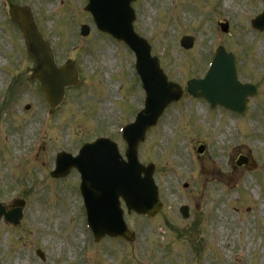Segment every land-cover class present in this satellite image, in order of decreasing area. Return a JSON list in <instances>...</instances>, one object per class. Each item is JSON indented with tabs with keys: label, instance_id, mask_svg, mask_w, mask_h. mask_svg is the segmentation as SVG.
I'll list each match as a JSON object with an SVG mask.
<instances>
[{
	"label": "rangeland",
	"instance_id": "374dc122",
	"mask_svg": "<svg viewBox=\"0 0 264 264\" xmlns=\"http://www.w3.org/2000/svg\"><path fill=\"white\" fill-rule=\"evenodd\" d=\"M27 1L32 3L41 29L51 39L58 63L72 58L79 68L82 82L79 87L67 90L64 101L53 111L51 122L57 128L54 141L49 138L52 131L41 126L45 110L44 94L36 81L29 80L22 73L29 61L18 59L24 63L19 70L21 76L12 85L6 106L2 108L3 103H0V138L2 129H9V143L6 141L7 144L3 145L0 141V199L11 203L16 196H20L26 200V206L19 225H9L3 218L0 219V264H264V215L261 218L262 212L254 210L256 202L250 196L256 185L260 187L258 193L264 196V159L256 166L235 168L230 185L217 180L216 170H208V174H212L208 175L211 179L204 180L199 171L201 161L220 158L226 165L239 153L227 157L229 144H234L229 135L234 134L236 142L241 137L243 140L247 138L243 133L238 137L240 129L236 123L229 120L226 124L231 115L226 114L228 118H224V123L221 112L217 110V113L211 114L202 100L192 102L186 99L172 105L140 146L142 161L155 164L154 178L164 203L162 213L153 219L135 213L126 214L128 224L136 230V242L105 238L94 244L93 235L84 222L80 194L76 196L78 174H72L70 179L73 181L52 182L46 171L53 168L51 155L54 142L55 148L59 145L67 151L73 150L83 140L96 134L110 130L117 135L119 121L116 117L123 116L124 121H128L131 110L140 105L141 96V91L135 89L136 78L129 71L134 55L123 41L98 31L90 15L80 13L79 6L86 0H65L58 17L52 19L53 23L49 21L53 13L49 12L61 0L20 2ZM2 3L4 1H0V101L4 98L9 79L3 69L14 60L20 47L19 38L20 42L22 40L20 31L14 33L10 29L14 24H10L11 27L4 25L7 21L1 12ZM132 6L136 12L135 29L149 41L152 53L159 57L170 79L185 85V77L192 78L195 69L191 67H198L199 59L203 60L199 75L202 74L218 43L231 48L241 47L236 55L238 58L239 54L241 56L239 62L244 63L245 75L253 77L250 67L261 58L251 52L253 47L250 45L256 42L259 34L250 21L263 9L264 0H232L229 5L225 0H136ZM218 19L228 21L230 28L224 33L217 27V36L214 23ZM70 21L73 24L67 26ZM83 23L91 27L85 38L79 35ZM183 34L195 37V43L189 50L179 45ZM78 44L80 48L74 50ZM254 48L260 57L264 56L258 45ZM24 54L18 57L24 58ZM260 63L264 65V60ZM255 64L254 68L258 71V63ZM15 67L16 62L11 68ZM260 72L261 69L257 73ZM258 77L255 83L261 85L264 75ZM99 87L101 89L96 91ZM121 93L125 101L112 105L111 100H121ZM106 95L109 97L107 100L101 99ZM131 95H134L133 99ZM254 104L253 107H257ZM27 105H30L29 108ZM115 106L118 110H114ZM261 106L264 107L262 99ZM89 118L97 121L99 126L91 125ZM231 122L234 126H230ZM238 124L246 134L254 130L258 134H251L249 141L235 151L251 147L253 153L258 149L257 153L264 155V110L255 109L254 113L251 110L247 115L238 117ZM201 142L206 145V152L204 156H198L201 161L196 165V147ZM36 143L40 149L35 157L19 159L23 153L34 154L29 152ZM202 181L204 188L200 186ZM185 182L189 183L186 189L183 188ZM247 184L250 193L245 188ZM193 194H199L197 201L191 200ZM237 196L239 199L234 203ZM190 202L196 207L194 209L190 204L193 210L191 219L185 220L179 213V207ZM168 214L175 216L179 227L167 219ZM238 223H241L240 233L233 228ZM159 224L163 225L162 228L157 227ZM216 234H219L217 241ZM209 239L218 245L223 243L225 249L217 247L218 250L213 252V243ZM230 241H237V244L233 246ZM192 244L202 246V262L193 251ZM88 245L93 248L91 259L83 254L84 247ZM38 248L45 252L46 260L36 254ZM240 249L244 255L233 262L232 254Z\"/></svg>",
	"mask_w": 264,
	"mask_h": 264
},
{
	"label": "water",
	"instance_id": "95a60500",
	"mask_svg": "<svg viewBox=\"0 0 264 264\" xmlns=\"http://www.w3.org/2000/svg\"><path fill=\"white\" fill-rule=\"evenodd\" d=\"M26 17V18H25ZM264 18V16H263ZM15 19L21 23V25L24 27L26 36L29 40L30 44V53L35 59L37 70H38V76L41 80L44 82H48V80L57 74L56 71H54L55 66L53 63L52 55L50 52V48L47 43H45L39 33L36 31L35 26L33 24V21L28 18V14L26 11L22 12H16L15 13ZM189 39L187 41H184V44L186 46H190L191 42ZM71 68H68L66 72H63L62 75L57 74L60 76V78L57 80L55 84V90L56 91H62L63 86L66 84H72L75 82V75L70 74ZM144 138V134L142 135L141 139ZM135 140L133 141V143ZM138 143V142H137ZM139 167V166H138ZM139 169H141L139 167ZM147 181L152 182L151 180V172H149L145 178ZM10 219L17 221L19 218V215L17 217L15 216H8ZM100 235H103V232L100 233Z\"/></svg>",
	"mask_w": 264,
	"mask_h": 264
},
{
	"label": "bare ground",
	"instance_id": "6f19581e",
	"mask_svg": "<svg viewBox=\"0 0 264 264\" xmlns=\"http://www.w3.org/2000/svg\"><path fill=\"white\" fill-rule=\"evenodd\" d=\"M231 1L232 0H225L226 5H229L231 3ZM260 50H264V43H263V41H261V43H260ZM253 192L255 194L254 195L255 200L256 199H259V194H258L257 190L254 189ZM259 209L262 210V211L264 210V203H262L261 205H259Z\"/></svg>",
	"mask_w": 264,
	"mask_h": 264
}]
</instances>
